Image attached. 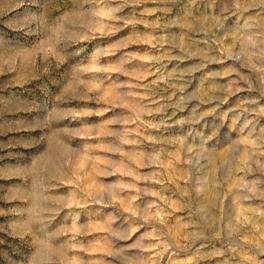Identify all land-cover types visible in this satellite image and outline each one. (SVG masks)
<instances>
[{
    "label": "rangeland",
    "instance_id": "rangeland-1",
    "mask_svg": "<svg viewBox=\"0 0 264 264\" xmlns=\"http://www.w3.org/2000/svg\"><path fill=\"white\" fill-rule=\"evenodd\" d=\"M0 264H264V0H0Z\"/></svg>",
    "mask_w": 264,
    "mask_h": 264
}]
</instances>
